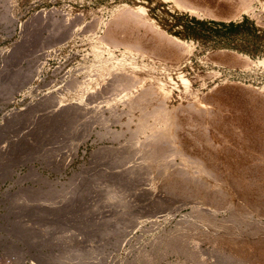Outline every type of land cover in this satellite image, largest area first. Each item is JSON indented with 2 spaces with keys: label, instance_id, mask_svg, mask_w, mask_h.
Returning a JSON list of instances; mask_svg holds the SVG:
<instances>
[{
  "label": "rangeland",
  "instance_id": "374dc122",
  "mask_svg": "<svg viewBox=\"0 0 264 264\" xmlns=\"http://www.w3.org/2000/svg\"><path fill=\"white\" fill-rule=\"evenodd\" d=\"M124 4L131 5L132 0H0V264H187L184 254L174 252L161 238L166 230L173 236L176 223L182 225L185 218L188 220L185 215L190 209L186 207L168 220L174 207L182 204L180 195L174 192L173 187L162 188L158 179L126 180L114 178L111 173L114 155L109 147L115 142V146L124 144L125 135L117 139L124 138L123 141L106 140L97 134V130L103 131L102 125L101 128L96 125L90 137L79 145L76 155L65 165L63 159L69 158L67 150L70 143L85 132L89 123L86 126L78 124L72 130L68 127V131L65 128L66 136L62 134L61 122L58 123L56 115H49L58 104L72 103L77 96L87 98L88 93L94 95L95 100L91 95L87 99L93 97L92 101H97L93 105L102 111L106 108L103 102L109 96L118 98V92H114L116 83L110 84L116 80L111 76L108 77L113 81H107L106 76L98 84L92 81L90 87L78 83L79 86L71 88L72 91L69 87L75 84L68 83L73 84V81H80L91 74L90 63L96 58L93 50L97 44L95 41L110 30L107 26L114 25L117 21H113L117 18L114 14ZM179 22L183 23L186 39L194 44L190 54L192 65L186 64L183 68L186 76L194 77V71H218L209 78H189L193 89L200 88L202 93L209 95L212 85H215L214 89L224 86L234 89L240 100L244 99L242 104L245 106L239 104L240 107L225 101L227 106L224 104L225 107L223 105L218 112L220 121L215 118L220 124L214 122L219 127H216L217 131L226 135H222L223 141L225 138L230 140H227L232 144L230 150L236 151L242 142L230 134L229 128L232 129V125L237 127L244 119L239 120L245 114L243 108L252 106L253 101L249 102L247 97L250 98L252 93L255 95L254 88L264 84V71L217 66L202 58L214 57L213 53L220 49L255 59L264 54V29L248 14L237 19L182 15ZM126 24L115 27L117 38L133 35L129 33L132 31L131 25L128 27L131 23ZM115 32L111 28L108 33ZM123 49L122 44L116 46L111 43L108 51L120 57ZM108 51H103L104 56L109 54ZM107 85L115 88L106 89ZM207 87L210 91L206 92ZM180 89L173 87L170 105L185 104L186 99L181 95L182 98L178 97ZM245 90L246 94L243 93ZM71 98L74 99L71 101ZM235 106L239 111H235ZM118 109H122L120 102ZM119 113L120 120L126 119L125 114ZM231 113L234 121L229 122ZM222 116H228V122L222 120ZM114 122L112 120L111 130L124 129ZM235 142L239 143L238 147ZM54 144L56 148H51ZM227 144L224 145L229 148ZM242 147L239 152L244 151ZM220 155L221 165L228 159L224 153ZM30 166L36 167L37 173H33ZM126 182H133L130 188ZM120 186L124 193L119 191ZM170 188L173 191H169ZM114 189L121 195L107 202ZM200 248L210 261L217 263L222 259L207 243L202 242Z\"/></svg>",
  "mask_w": 264,
  "mask_h": 264
},
{
  "label": "bare ground",
  "instance_id": "6f19581e",
  "mask_svg": "<svg viewBox=\"0 0 264 264\" xmlns=\"http://www.w3.org/2000/svg\"><path fill=\"white\" fill-rule=\"evenodd\" d=\"M116 12L114 16L117 18L113 21H117L114 25L107 26V29H110L107 31H111L112 28L115 32L117 27L126 23L128 26L130 22L128 27L131 25L132 31L129 33L132 32L133 35L132 33L130 35L133 37L128 33L130 38H117L118 31L102 33L105 36L100 37V35L95 41L97 44L94 45L93 50L96 58L94 57L95 59L90 63L91 74L84 79L81 78L80 81L68 84H75L69 87L70 90L75 89L73 87L79 84L90 87L92 81L98 84L101 79L105 80L106 76L107 81H113L108 77L111 76L116 82L113 81L110 84L116 83L117 88L107 85L106 89L111 86L115 88L114 92H118V98L109 96V99L103 102V104L106 103V108L102 111L93 105L94 95L87 92L89 97L93 96L92 99H87L88 96L81 98L83 96L80 94L81 97H75L76 101L69 104H62L64 103L62 102L49 114L56 115L55 117L60 120L58 123L61 122L60 126L63 131H59L66 136L68 132L64 131L65 128L68 131V127L70 130L78 124L86 126L89 123L90 126L87 125L89 128H86L83 134L72 139L69 150H67L70 152L67 154L69 158L63 159L66 161L65 165L76 155L79 145L90 137L96 125H99V128L101 125L103 127V131L97 130L101 138L117 140L125 135L124 144L118 143L115 146L114 141V146L109 147L112 148L114 155V170L111 172L114 178H125L126 180L128 178H143V180L154 178L161 180L162 188L163 186L173 187L174 192L180 195L182 204L174 207L169 217L167 216L168 220L174 217L182 207L190 209L185 215L188 216V220L185 218L182 225L176 223L175 234L172 232L173 236L167 230L164 236H161L164 241L166 240V245L168 244L170 249L183 253L187 264H264V84L259 88H254L255 95L252 91L250 92L252 93L251 99L247 97L249 102L253 101V103L249 106L251 108H243L242 112L244 111L245 114L239 120L244 119L240 120L237 127L232 125L233 123H231L232 126L230 125L232 129L228 127L230 134L232 133L242 142L244 151L239 152L238 150L241 144L236 151L230 150L232 144L226 138L223 141V133H219L216 128L220 123H217L215 118L219 120L218 112L225 101H231L240 107L239 104L244 105L242 104L244 99L240 100V96L233 92L234 89L228 88V90L219 85L220 88L214 89L215 85L210 84L212 85L210 89L213 88V90L207 93L209 95L202 93L200 88L193 89L190 80L194 77L195 79H198V76L209 78L218 71L214 73L194 71V77L186 76L183 68L186 64L192 65L190 54L194 44L186 39L183 23L179 22L182 15L237 19L243 14H248L255 18L260 28L264 29V0H132L131 5H121ZM111 43L116 46L123 45L124 49L120 57L108 51ZM103 51L105 53L108 51L109 54L104 56ZM235 54L219 49L213 53L214 57H208V55L201 58L212 61L217 66L257 68L264 71V54L255 59L247 55ZM222 79L224 81V77ZM107 83L104 82V84ZM173 87H181L180 91H177L178 97L181 95L186 99L184 105L179 103L178 106H172L168 103ZM207 90L208 87L206 92ZM111 92H113L112 89ZM243 93L246 94L247 91ZM76 94L79 95L77 92ZM241 96L244 97V95ZM73 99L71 98V101ZM119 102L122 103L121 110L118 109ZM119 112L125 114L126 119L120 120ZM232 117L231 113L229 122H232ZM227 118L222 120L226 119L228 122ZM234 118L238 119L236 116ZM112 120L122 125L124 129H121L122 131L111 130ZM214 122L218 125L216 126ZM227 122L223 123L229 124ZM64 125L67 127H63ZM60 137H58L59 140L62 139ZM123 139L117 141H123ZM224 144H227L229 148ZM238 145L236 143L237 147ZM56 146L51 148H56ZM233 146L235 147V144ZM220 153H224L226 160L228 159L226 162L222 161L221 165ZM35 168L30 166L33 173H37ZM38 175L42 174L38 172ZM126 183L130 188L133 182ZM121 188L122 186L119 187V191L123 190ZM171 188L168 190L171 191ZM117 189L110 193L107 202L124 191L119 192ZM202 242L210 245L213 253L222 259L217 260V263L210 261L208 256L201 251Z\"/></svg>",
  "mask_w": 264,
  "mask_h": 264
}]
</instances>
